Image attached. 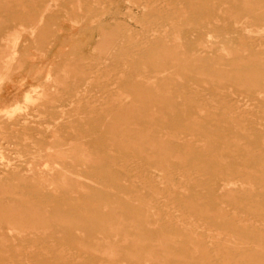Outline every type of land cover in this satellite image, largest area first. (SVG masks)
<instances>
[{"label":"rangeland","instance_id":"1","mask_svg":"<svg viewBox=\"0 0 264 264\" xmlns=\"http://www.w3.org/2000/svg\"><path fill=\"white\" fill-rule=\"evenodd\" d=\"M0 80V264H264V0H0Z\"/></svg>","mask_w":264,"mask_h":264},{"label":"bare ground","instance_id":"2","mask_svg":"<svg viewBox=\"0 0 264 264\" xmlns=\"http://www.w3.org/2000/svg\"><path fill=\"white\" fill-rule=\"evenodd\" d=\"M132 13V12H131ZM134 16V15H133ZM41 20V19H40ZM135 20V19H134ZM143 25V24H142ZM149 25V24H148ZM163 33V32H162ZM164 35V34H163ZM229 36V35H228ZM137 39V38H136ZM254 47V46H253ZM5 76V75H4ZM2 78H4V77H2ZM1 81V80H0ZM1 83V82H0ZM148 85V84H147ZM219 96V95H218ZM203 97V96H202ZM188 99V98H187ZM223 99V98H222ZM194 102V101H193ZM202 103V102H201ZM198 104V103H197ZM17 105H19V104H17ZM26 105H27V103H26ZM228 107V106H227ZM253 108V107H252ZM16 110H18L17 108H16ZM21 110V109H20ZM244 110V109H243ZM238 112V111H237ZM244 113V112H243ZM260 118V117H259ZM202 142V141H201ZM248 153V152H247ZM149 165V164H148ZM144 167V166H143ZM124 168V167H123ZM127 168V167H126ZM124 170V169H123ZM135 170V169H134ZM152 174V173H151ZM141 175V174H140ZM210 175H211V173H210ZM152 176V175H151ZM188 177V176H187ZM211 177V176H210ZM153 179V178H152ZM156 179V178H155ZM213 179V178H212ZM166 180V179H165ZM192 180V179H191ZM191 180H190V182H191ZM152 181V180H151ZM185 181V180H184ZM171 182V181H170ZM235 187V186H234ZM156 190V189H155ZM211 190V189H210ZM158 191V190H157ZM156 192V191H155ZM212 192V191H211ZM196 195V194H195ZM150 196V195H149ZM149 203V202H148ZM149 210H151V209H149ZM175 210V209H174ZM225 212V211H224ZM175 213V212H174ZM229 214V213H228ZM165 216V215H164ZM232 216V215H231ZM241 216H243V215H241ZM166 217V216H165ZM235 217V216H234ZM236 219V218H235ZM246 221V220H245ZM250 223V222H249ZM234 224V223H233ZM254 224V223H253ZM190 225V224H189ZM234 226V225H233ZM167 228H168V226H167ZM249 228V227H248ZM176 229V228H175ZM186 229V228H185ZM262 229V228H261ZM264 229V228H263ZM219 232V231H218ZM222 234V233H221ZM191 238V237H190ZM189 240V239H188ZM209 241V240H208ZM20 243V242H19ZM213 246V245H212ZM246 247V246H245ZM35 248V247H34ZM33 249V248H32ZM29 251V250H28ZM59 251V250H58ZM61 253V252H60ZM21 254V253H20ZM74 255V254H73ZM78 256V255H77ZM69 258V257H68ZM80 258V257H79ZM9 263V262H8Z\"/></svg>","mask_w":264,"mask_h":264}]
</instances>
